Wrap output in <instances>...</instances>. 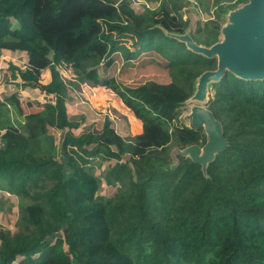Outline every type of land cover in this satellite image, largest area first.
Returning <instances> with one entry per match:
<instances>
[{"label": "trees", "instance_id": "trees-1", "mask_svg": "<svg viewBox=\"0 0 264 264\" xmlns=\"http://www.w3.org/2000/svg\"><path fill=\"white\" fill-rule=\"evenodd\" d=\"M246 1L158 0L138 11L133 0H0V58L23 55V69L8 63L13 81L47 96L26 115L18 95L0 98V195H44L20 204L11 237L0 227V264H264V79L228 71L210 85L207 106L228 146L203 171L175 149L203 146L206 134L178 121L217 59L165 34L189 30L211 46L219 14ZM190 6L219 14L193 28L183 14ZM115 55L125 61L117 75ZM63 64L82 74L71 87L109 70L93 86L114 93L142 132L69 115L74 91L59 77ZM103 180L116 190L108 198L98 194ZM94 233L105 239L92 250Z\"/></svg>", "mask_w": 264, "mask_h": 264}, {"label": "water", "instance_id": "water-1", "mask_svg": "<svg viewBox=\"0 0 264 264\" xmlns=\"http://www.w3.org/2000/svg\"><path fill=\"white\" fill-rule=\"evenodd\" d=\"M165 34L185 44L194 54L217 59L216 69L200 75L195 92L186 103H194L188 115L193 128L204 130L205 144L175 149L177 154L189 157L206 171L216 154L228 146L222 124L204 106L210 99V85L219 82L228 71L244 80L264 79V0H247L228 10L220 23L218 41L211 46L196 43L189 30L182 35Z\"/></svg>", "mask_w": 264, "mask_h": 264}, {"label": "rangeland", "instance_id": "rangeland-1", "mask_svg": "<svg viewBox=\"0 0 264 264\" xmlns=\"http://www.w3.org/2000/svg\"><path fill=\"white\" fill-rule=\"evenodd\" d=\"M136 3L135 8L136 10L140 11L142 10V7H146L148 9H154L157 7L158 0H133ZM206 1V0H205ZM184 18L185 20H188L190 22V25L193 28H196V23L198 19H202L204 21H207L208 19H214L216 20V15H218V11L215 9L211 12V14H208V17H206V13L202 10L199 11L196 7L190 6L183 10ZM221 21L224 14H219ZM24 57L23 55H9L5 54L0 58V95L5 93L4 91H1L3 89L6 90L8 94H18L22 96L23 103L21 105V115H26L28 112H31L34 109H38L39 107L37 104L39 102L37 101H43L46 99V97L43 95V93H37L34 91V89L28 88V87H22L21 83L22 80L16 79L13 81L12 79V72L9 70V62L14 63L16 66L22 68L24 66ZM23 62V63H22ZM123 59H121L120 56H118V60L115 63L114 72L115 75L119 73V70L123 66ZM23 69V68H22ZM59 77L62 80H67L66 84H73L76 83L79 80V77H82V74L80 72L74 73V70L71 69L70 65L63 64L61 67H59ZM127 70L130 72H135L137 70L136 64L130 63V68L128 67ZM109 70H106L105 67H102L97 71V73L90 79L86 80L85 82H82L80 85V91L71 92L70 94V100L73 99V104H68L70 107L69 115L73 117L76 116L80 118L81 116H86L88 122L95 123L94 121L100 120L104 121L106 117L109 118L111 121V126L118 131H122L123 133H129L133 134V131H139V123L138 121L133 120L130 118L129 113L119 104L116 103V101L113 102L112 98L114 94L107 91L108 94L104 89H101L100 86L97 88L94 87L93 84L96 83L97 80H101L104 77H106ZM78 76V78H77ZM87 76V75H86ZM50 76H48V72H44L42 75H40V79L42 83H48ZM78 79V80H77ZM5 82L7 84V88L2 84V82ZM124 81V80H123ZM17 85V86H16ZM16 86V87H15ZM111 95V97L108 98V96ZM210 93H208V98H210ZM45 101V100H44ZM36 102V103H35ZM41 104V103H40ZM194 105V103H189L184 106V108L181 110V114L179 117L178 124H185L187 126H191L190 117L188 115L189 109ZM205 107L207 105L204 104ZM100 111L99 109H102V114L98 113L97 111ZM108 113L107 114L105 113ZM17 116L12 115V121L15 123L16 126H19V122L17 123ZM133 122L134 126L130 127V123ZM23 123V122H21ZM97 164L94 166V170L98 169V172H102L106 167L99 165L100 161L96 160ZM115 163V162H113ZM108 165V163H105ZM104 181V180H103ZM101 183L100 190L98 192L99 195H103L104 198H108L111 195L115 193V188L111 187L106 183V180ZM40 192H42V189H37L35 191L31 192V198L30 200L20 199V198H13L9 197L8 194H6L5 197L0 195V227L3 228V230L6 231L8 236H12L13 233L16 231V223L20 216V204L21 203H43L44 202V195L42 192V197H39ZM138 222V220H137ZM136 221L132 220V223H137ZM120 225V224H119ZM127 227H124L122 225L118 230L121 232L118 235V239L113 236V239H111L112 243H115L116 241L120 240L121 236L123 235L122 231ZM94 237H91V240L88 242V247L92 248L94 250L95 248H101L100 244L104 243V237L102 235V238L99 239L98 233L93 234ZM104 247V246H103Z\"/></svg>", "mask_w": 264, "mask_h": 264}, {"label": "crops", "instance_id": "crops-1", "mask_svg": "<svg viewBox=\"0 0 264 264\" xmlns=\"http://www.w3.org/2000/svg\"><path fill=\"white\" fill-rule=\"evenodd\" d=\"M145 54V56H152V51H148V52H143L142 53V55H144ZM162 54V53H161ZM165 54H168L167 56H169V57H171V58H173L174 56L172 55V53H170V52H167V53H165ZM167 56H165L164 55V57H167ZM113 60H114V63H116L117 62V60H118V56L117 55H115V56H113V58H112ZM121 59H122V57H121ZM125 62V61H124ZM124 64V63H123ZM48 76H50V73L48 72ZM49 80H50V78H49ZM48 80V81H49ZM65 81V83H67V80H64ZM2 84L7 88V84L3 81L2 82ZM70 85H72L71 83L70 84H66V86H67V88H71V89H73V91L74 92H76V91H80L81 89H80V86H70ZM16 87V86H15ZM95 87V86H94ZM97 88L99 87V86H96ZM101 89H104L106 92L108 91L107 89H105V88H103V87H100ZM1 91H4L5 93H3L2 95H0V98L1 99H3L5 96H7V95H11V93L10 94H8L7 92H6V90L5 89H3V90H1ZM38 93V92H37ZM77 93V92H76ZM108 93V92H107ZM110 93H112V92H110ZM110 93H108V94H110ZM39 94V93H38ZM112 94H114V93H112ZM16 95H18V94H16ZM43 95L46 97V99H44L43 101H37V102H39V103H45L46 102V100H47V96L43 93ZM21 99L23 98L22 96H20V95H18ZM109 97H111V95H109L108 96V98ZM112 100H113V102L112 103H114V101H116V103L117 104H119L120 106H122L123 108H124V106H123V104H122V102L120 103L117 99H116V97H115V95L113 96V98H112ZM22 102H24L23 101V99H22ZM36 103V102H35ZM125 109V108H124ZM95 111H97L96 109H94ZM100 111H97L98 113H100V114H102V109H99ZM126 110V109H125ZM127 111V110H126ZM128 112V111H127ZM105 113V112H104ZM129 113V112H128ZM105 114H107V116H108V113L106 112ZM14 116H16V114H13ZM74 115V114H73ZM129 115H130V118H132L133 120H135V121H137L136 120V118L132 115V114H130L129 113ZM76 116H77V114H76ZM98 121V120H97ZM111 122V121H110ZM139 123V122H138ZM139 125H140V127H139V131H133L134 133H133V135H137V134H140L141 132H142V126H141V124L139 123ZM134 126V123L133 122H131L130 123V127H133ZM1 133H3L2 132V130H0V135H1Z\"/></svg>", "mask_w": 264, "mask_h": 264}, {"label": "built area", "instance_id": "built-area-1", "mask_svg": "<svg viewBox=\"0 0 264 264\" xmlns=\"http://www.w3.org/2000/svg\"><path fill=\"white\" fill-rule=\"evenodd\" d=\"M190 110V109H189ZM188 114H189V112H188Z\"/></svg>", "mask_w": 264, "mask_h": 264}]
</instances>
